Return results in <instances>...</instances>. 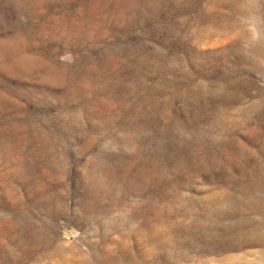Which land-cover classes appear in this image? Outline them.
I'll use <instances>...</instances> for the list:
<instances>
[{
    "label": "rangeland",
    "instance_id": "rangeland-1",
    "mask_svg": "<svg viewBox=\"0 0 264 264\" xmlns=\"http://www.w3.org/2000/svg\"><path fill=\"white\" fill-rule=\"evenodd\" d=\"M263 215L264 0H0V264H264Z\"/></svg>",
    "mask_w": 264,
    "mask_h": 264
},
{
    "label": "bare ground",
    "instance_id": "bare-ground-1",
    "mask_svg": "<svg viewBox=\"0 0 264 264\" xmlns=\"http://www.w3.org/2000/svg\"><path fill=\"white\" fill-rule=\"evenodd\" d=\"M254 198H256V197H254ZM259 199H260V198H259ZM257 210H258V209H257ZM260 210H262V209H260ZM258 212H261V211L258 210ZM263 216H264V215H263Z\"/></svg>",
    "mask_w": 264,
    "mask_h": 264
}]
</instances>
